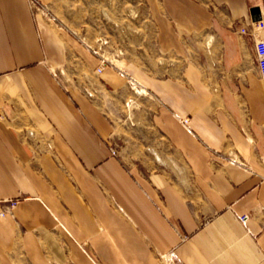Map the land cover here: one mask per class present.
<instances>
[{
    "label": "crops",
    "instance_id": "0c3cea01",
    "mask_svg": "<svg viewBox=\"0 0 264 264\" xmlns=\"http://www.w3.org/2000/svg\"><path fill=\"white\" fill-rule=\"evenodd\" d=\"M40 1L0 0V264H264V0H146L157 55L101 72ZM127 85L147 129L116 123Z\"/></svg>",
    "mask_w": 264,
    "mask_h": 264
},
{
    "label": "rangeland",
    "instance_id": "374dc122",
    "mask_svg": "<svg viewBox=\"0 0 264 264\" xmlns=\"http://www.w3.org/2000/svg\"><path fill=\"white\" fill-rule=\"evenodd\" d=\"M43 15L48 16L49 11ZM55 19L90 44L95 53L109 58L111 62L108 65L114 66L116 53L123 61L119 64L121 68L127 61L147 62L151 56L157 55L146 0H67L65 10ZM139 90L145 91V94H139ZM114 100L122 103L118 112H113L119 127L122 124L132 126V122L144 129L149 127L156 102L147 95V90L127 85L115 94ZM6 200H0V212L6 208ZM14 211L4 216L0 213V219L14 216Z\"/></svg>",
    "mask_w": 264,
    "mask_h": 264
},
{
    "label": "built area",
    "instance_id": "2783aa9c",
    "mask_svg": "<svg viewBox=\"0 0 264 264\" xmlns=\"http://www.w3.org/2000/svg\"><path fill=\"white\" fill-rule=\"evenodd\" d=\"M29 3L31 7L35 10V13H43L48 14V9L40 0H29ZM264 30V17L261 15L259 19H256L250 26V28H242L243 34H249L251 36H255L257 32ZM255 49H256V57H257V63L259 66L261 77L264 79V39H258L255 41ZM102 60L100 63V66L97 68V71L101 72L106 65H108L109 58L102 55ZM183 123L188 125L190 119L184 118ZM20 199L19 198H11L6 200V208L0 212L1 215H6L7 213L12 212L17 205L19 204ZM247 215L242 216L241 220L245 221L247 219Z\"/></svg>",
    "mask_w": 264,
    "mask_h": 264
},
{
    "label": "water",
    "instance_id": "95a60500",
    "mask_svg": "<svg viewBox=\"0 0 264 264\" xmlns=\"http://www.w3.org/2000/svg\"><path fill=\"white\" fill-rule=\"evenodd\" d=\"M252 12H253L254 14H256V16H255L256 18H255V19H259V18L261 17V10H260L259 7H255V8H253Z\"/></svg>",
    "mask_w": 264,
    "mask_h": 264
}]
</instances>
